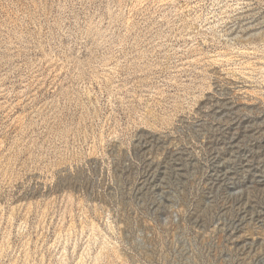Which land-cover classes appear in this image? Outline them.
<instances>
[{
    "label": "rangeland",
    "instance_id": "1",
    "mask_svg": "<svg viewBox=\"0 0 264 264\" xmlns=\"http://www.w3.org/2000/svg\"><path fill=\"white\" fill-rule=\"evenodd\" d=\"M0 264H264V0H0Z\"/></svg>",
    "mask_w": 264,
    "mask_h": 264
}]
</instances>
